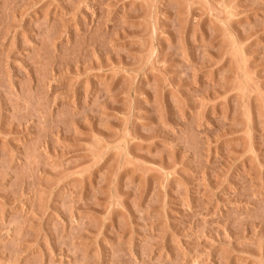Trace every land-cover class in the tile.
Wrapping results in <instances>:
<instances>
[{
  "label": "rangeland",
  "instance_id": "obj_1",
  "mask_svg": "<svg viewBox=\"0 0 264 264\" xmlns=\"http://www.w3.org/2000/svg\"><path fill=\"white\" fill-rule=\"evenodd\" d=\"M0 264H264V0H0Z\"/></svg>",
  "mask_w": 264,
  "mask_h": 264
}]
</instances>
